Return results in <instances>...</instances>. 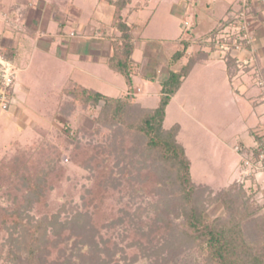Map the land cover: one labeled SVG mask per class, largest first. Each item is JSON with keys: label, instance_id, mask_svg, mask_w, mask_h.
Masks as SVG:
<instances>
[{"label": "trees", "instance_id": "16d2710c", "mask_svg": "<svg viewBox=\"0 0 264 264\" xmlns=\"http://www.w3.org/2000/svg\"><path fill=\"white\" fill-rule=\"evenodd\" d=\"M130 2L110 0L112 25L120 35L111 41L106 61L128 87L133 85L136 68L131 59L133 26L126 24L121 12ZM235 22L233 17L221 20L218 28L195 39V52L188 51L192 40L180 41L169 58V74L161 83L155 108L136 102L130 88L118 98L80 87L62 91L56 115L64 121L63 130L50 141L48 130L36 128L40 139L29 156L22 153L0 160V193L7 187L19 196L7 209L0 205V233L7 235L0 263L139 264L141 257V264H181L183 258L185 264H264L261 207L248 202L239 186L214 191L196 182L185 148L177 139L180 126L164 127L170 98L193 66L209 59L219 32ZM218 42L226 43L231 51L235 44L250 47L237 35ZM184 59L178 70L171 69ZM222 59L232 79L239 71L237 56L228 52ZM85 115H94L91 128L71 126L72 120ZM82 137L88 141L82 142ZM261 137L256 136L258 146L248 148L249 161L257 160L264 145ZM64 154L72 166L95 178L97 190L91 211L67 216L63 222L59 213L49 215L45 206L47 195L61 182ZM114 191L117 202L126 199L127 203L122 209L111 206L108 214L102 213L101 206ZM214 203L222 205L223 214L208 219L205 212ZM32 210L43 212L42 219L31 218Z\"/></svg>", "mask_w": 264, "mask_h": 264}, {"label": "rangeland", "instance_id": "374dc122", "mask_svg": "<svg viewBox=\"0 0 264 264\" xmlns=\"http://www.w3.org/2000/svg\"><path fill=\"white\" fill-rule=\"evenodd\" d=\"M81 1H84L85 17L80 26L86 29L90 24L87 17L91 16L92 5L89 0ZM238 1H233L231 4L236 6L235 11L242 5V0ZM262 1L264 2V0H259L258 3L262 4ZM73 5H76V1ZM221 9L224 10V6L215 14L219 15ZM212 12L209 0H203L195 7H189L186 14L179 17L171 15V5L163 2L156 5L155 2H151L136 17L134 24L137 32L134 36L135 39L139 38V45L144 53L157 52L158 57L153 61L158 65L159 70L162 67L167 68L169 58L176 52L179 41L202 37L209 29L216 26L214 25L215 19L211 17ZM250 12H253V9ZM196 14L199 17L196 18ZM261 16H264V13L258 17L251 15L255 18L252 22V29L261 28L260 21L263 18ZM184 22L188 26H184ZM1 26L3 25L0 23V32ZM222 32L227 34L230 30L226 28L219 34ZM249 36L248 44L252 45L253 37L251 34ZM194 41L192 40L194 50H198ZM213 56L222 59L220 53H213ZM104 61L105 59L100 58L99 64L101 65L99 66H102L103 72H106L108 76L104 78V83L97 82L98 84L93 85L92 82L91 87L106 97L118 98L120 94L115 87H121L125 91L128 88L126 81L120 74L111 71ZM215 62L214 59L210 62L209 66L212 70L198 65L181 90L175 97L173 96L174 98H170L165 109L164 127L168 129L174 124L180 126L181 131L177 139L185 148L186 155L191 162L190 174L196 182L205 183L214 191L227 188L232 184L235 190L240 187L245 197L248 198V202L261 207L258 214H263L264 145L259 148L256 161H249V165H246L242 158L244 157L243 149L248 152V148L258 146L256 136H262L264 144V60L257 61L249 58V64L246 67H251L250 65H254V62L255 65L248 70L239 64L237 74H239L240 82L232 83V87L223 86L225 78L223 63ZM36 65L37 56L34 58L30 72L25 75L18 71L14 84L8 90V95L14 99L15 105L11 104L10 108L5 111L6 113H0V160H12L22 153L29 156L40 139L34 127L48 130L50 141L54 140L57 131L63 130L64 121L56 120L53 112L58 102V93L66 88L65 80L60 78L52 82L46 70L44 77H40L35 74ZM84 67L87 69L86 66ZM151 85L149 82L136 81V86L142 89L144 94L143 97L136 98L137 102L146 108H155L159 101ZM140 89L135 90L134 95L139 96ZM185 94L188 95L186 98ZM93 118L94 115H85L77 122L72 120L71 126L77 128L83 125L91 128ZM76 134L81 136L78 130ZM85 141L88 140L82 137V142ZM236 148L237 150L241 148V152L237 153ZM61 159L63 176L58 188L47 195L45 208L49 215L59 213V221L64 222L66 218L75 213H83L88 209L91 211L93 209L91 202H96L94 196H96L97 189L93 188L95 178L89 172L72 166L67 154H64ZM115 193L114 191L111 199L106 200V205L101 206L102 213L108 214V211L112 209L111 206L124 208L127 200L117 202ZM18 197L16 193L4 187L0 193V205L7 209L14 205ZM116 210L114 213L118 217L120 213ZM222 214L223 207L218 203L210 205L205 212L208 219ZM43 215V212L39 214L33 210L29 212V216L36 220L42 219ZM6 238L7 235L1 232L0 248L3 253L6 251L2 247ZM140 260L141 257L139 264H141ZM185 262V258L180 260L181 264Z\"/></svg>", "mask_w": 264, "mask_h": 264}, {"label": "crops", "instance_id": "0c3cea01", "mask_svg": "<svg viewBox=\"0 0 264 264\" xmlns=\"http://www.w3.org/2000/svg\"><path fill=\"white\" fill-rule=\"evenodd\" d=\"M74 1H76L75 6L73 5ZM89 1L92 5L90 12L91 16L87 17L90 24L84 29L80 26L83 17H85V10L83 8L84 1L0 0V23L3 25L1 26L0 32V54L14 64L17 72L19 71L25 75L30 72L34 58L37 56V67L35 68V70L37 69V72L35 74L44 77L46 70L50 75L49 78L51 81L54 79L60 80V78L65 80V89L80 87L97 92L92 89V82L93 85H96L99 82L104 83V78L108 76L106 72H103L104 70L101 68L102 66H99L101 65L99 64L100 58L105 59L104 64L107 66L106 61L111 53V41L117 38L120 33L112 25L114 6L110 3V0ZM134 1L135 0H131L121 12L126 24L133 26L134 48L131 54V59L136 67L132 76L133 85L131 87L127 86L128 88L125 91L122 90L121 87H115V89L121 97L125 95L130 88L136 99L137 97L140 98L144 96L143 90L136 86V81H142L145 83L149 82L152 84L151 87L155 90L154 94L156 95V98L159 99L161 83L167 79L169 68L162 67L159 70L158 65L153 61L154 58L158 57L157 52L152 51L147 54L140 48L141 45H139V38L135 39L134 36V33L137 32V28L134 24L137 19L136 17L151 2H155L156 5L162 2L171 5V15L179 17L184 16L189 7H195L196 4L199 5L203 0ZM209 1L213 9L211 17L215 19L214 25L216 24V26L209 29L207 33L218 28L221 20H227L236 12V6L231 5L232 2H235L236 0ZM258 2L259 0H255L252 4L253 12H251V15L254 17H258L264 13V2L262 1V4ZM87 4H89V2H87ZM222 6H224L225 9H221V13L219 15L217 13V16L215 12H217ZM222 12L224 13L222 14ZM197 17H199V15L196 14V18ZM261 17H263L260 21L261 28L257 30L252 29L251 32L253 44L250 45L249 49L243 48L237 57H242L248 60L249 58L257 61L264 60V16ZM184 26H188V24L184 22ZM78 28L80 29L78 30ZM198 38H193L192 40ZM188 51L189 53L195 52L194 45L191 46ZM205 51L207 50L205 49ZM212 54L207 61H202L193 66L188 76L183 80L177 93L181 90L185 81L192 75L194 69L198 65L202 67L204 66L207 70H212V67L209 65L213 59L216 60L215 63H223V71L225 73L223 86L228 85L232 87V83L240 82V79L238 78L239 74H236L232 79H229L223 59H219V57L216 56L212 57ZM185 61L186 60L184 59L177 65L172 66L171 69L178 70ZM254 65L251 64V67H247V70L253 68ZM84 66H86L87 69H85ZM46 78L47 77H45V79ZM162 79H164L163 82ZM137 89H140L139 96L134 95V91ZM63 90L64 89H61L58 93V102L53 112L56 120L62 119L56 114L61 102L60 98L63 96ZM187 96L188 95L185 94L184 97L186 98ZM13 101L14 99H12V106L15 105ZM34 129H36V127H34Z\"/></svg>", "mask_w": 264, "mask_h": 264}, {"label": "built area", "instance_id": "2783aa9c", "mask_svg": "<svg viewBox=\"0 0 264 264\" xmlns=\"http://www.w3.org/2000/svg\"><path fill=\"white\" fill-rule=\"evenodd\" d=\"M253 1L254 0L241 1L242 5H240L238 10L231 16L236 20V22L226 27L228 28V30H230L229 33L223 34L222 32L217 36V41L214 46L215 50L213 51V53H220V56L223 58L228 52H232L237 56L243 50V48L235 44L233 51H231L232 49L226 43H219V39H226L231 36L237 35L241 40H245L247 41V43H249V35L251 34L250 32L252 31V22L254 20V18L251 17L250 12V10L252 9L251 6H253ZM237 58L238 65L240 64V66L243 65L245 67L249 64L247 59H244L242 57ZM16 73L17 69L15 68L14 64L11 61L5 59L0 54V112L7 111L12 104V99L8 95V90L15 82ZM241 150V148H238L236 152L240 153ZM243 154L244 157L242 158V160L244 161V164L249 165V160L247 159L246 152L244 151Z\"/></svg>", "mask_w": 264, "mask_h": 264}]
</instances>
